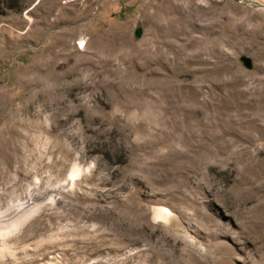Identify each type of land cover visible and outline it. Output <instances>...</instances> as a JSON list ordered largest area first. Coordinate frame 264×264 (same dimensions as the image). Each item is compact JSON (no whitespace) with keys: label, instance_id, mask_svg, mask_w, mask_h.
Masks as SVG:
<instances>
[{"label":"rangeland","instance_id":"obj_1","mask_svg":"<svg viewBox=\"0 0 264 264\" xmlns=\"http://www.w3.org/2000/svg\"><path fill=\"white\" fill-rule=\"evenodd\" d=\"M0 264H264V0H0Z\"/></svg>","mask_w":264,"mask_h":264},{"label":"bare ground","instance_id":"obj_2","mask_svg":"<svg viewBox=\"0 0 264 264\" xmlns=\"http://www.w3.org/2000/svg\"><path fill=\"white\" fill-rule=\"evenodd\" d=\"M79 169L78 166L75 164L73 165V167L71 168V174H70V177H71V180L73 177H75L76 174H79ZM26 213V212H25ZM22 214V216H19L18 219L16 220L17 222H15V226H19L21 224V222L26 218V216H28V214ZM26 220V219H25Z\"/></svg>","mask_w":264,"mask_h":264},{"label":"water","instance_id":"obj_3","mask_svg":"<svg viewBox=\"0 0 264 264\" xmlns=\"http://www.w3.org/2000/svg\"><path fill=\"white\" fill-rule=\"evenodd\" d=\"M133 33H134V35L136 37H138L140 35V33H141L140 27H136ZM241 60L243 61L244 65L247 68H249L251 66L250 61H249V59L247 57H241Z\"/></svg>","mask_w":264,"mask_h":264}]
</instances>
